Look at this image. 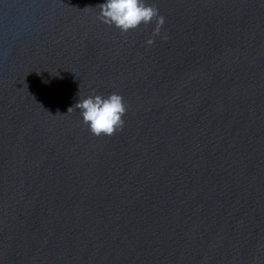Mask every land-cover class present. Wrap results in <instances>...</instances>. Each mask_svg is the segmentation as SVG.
<instances>
[{
  "label": "water",
  "instance_id": "95a60500",
  "mask_svg": "<svg viewBox=\"0 0 264 264\" xmlns=\"http://www.w3.org/2000/svg\"><path fill=\"white\" fill-rule=\"evenodd\" d=\"M105 2L0 0V264H264V0ZM112 93V137L68 112Z\"/></svg>",
  "mask_w": 264,
  "mask_h": 264
},
{
  "label": "clouds",
  "instance_id": "9594fccd",
  "mask_svg": "<svg viewBox=\"0 0 264 264\" xmlns=\"http://www.w3.org/2000/svg\"><path fill=\"white\" fill-rule=\"evenodd\" d=\"M96 8L99 9L97 19L108 26H115L122 34L155 22L152 36L156 37L160 35L165 24V18L159 15V10L154 5L147 4L145 0H106ZM146 43L152 46L154 40L148 39ZM75 109L80 110L83 123L97 138L112 137L125 125L123 117L127 112V105L124 98L117 93L107 97L92 95L81 98L73 108L68 109L69 114Z\"/></svg>",
  "mask_w": 264,
  "mask_h": 264
}]
</instances>
